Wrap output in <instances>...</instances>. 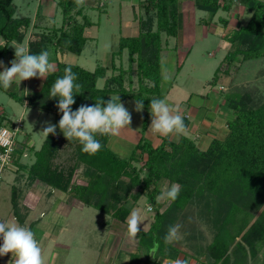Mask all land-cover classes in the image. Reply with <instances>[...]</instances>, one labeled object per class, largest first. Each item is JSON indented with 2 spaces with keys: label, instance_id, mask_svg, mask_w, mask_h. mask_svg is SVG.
<instances>
[{
  "label": "trees",
  "instance_id": "obj_1",
  "mask_svg": "<svg viewBox=\"0 0 264 264\" xmlns=\"http://www.w3.org/2000/svg\"><path fill=\"white\" fill-rule=\"evenodd\" d=\"M13 1L0 0V39L3 42L0 59L11 58L14 54L11 44H22L26 32L36 28L39 30L37 40L29 41L27 49L31 54L49 51L55 56V70L30 94L19 97L9 92L8 95L58 119L62 117L57 107L58 98H50V90L57 79L63 78L65 68L71 67L77 76L75 82L82 85L81 93L74 94L73 111L81 105L92 106L99 98L105 103L116 96L119 102L143 100L142 130L145 132L150 124L147 116L151 113V100L163 97V51L170 49L169 38L179 41L181 12L186 1H190L194 10L209 14L211 19L219 11L230 12L236 5L240 10L236 14L237 21L249 16L244 24L223 36L228 48L210 85L215 86L219 78L230 77L232 71L238 70L239 63L264 58V2L261 0L141 1L134 16L136 35L120 38L111 55L110 69L98 66L94 71L60 60L69 53L80 55L85 48L89 38L84 32L93 26L85 4L77 6L76 0H56L63 23L58 28H49L29 17H14ZM99 6L100 1L95 0L89 8ZM38 16L37 9L35 21L43 22ZM220 21L227 26V19L220 18ZM125 51L127 68L116 67L114 59H121ZM108 70L116 74L106 77ZM100 79L103 86L98 88ZM228 92L225 102L232 115L227 123L228 132L223 139H212L204 150H199L187 137H181L178 142L160 138V143L154 146L142 136L132 156L124 159L110 150L108 143L112 135L96 134L101 149L90 155L82 151L77 139H62L56 133L45 137L30 166L19 164L15 152L13 165L17 164L16 173L26 172L27 185L41 182L49 192L67 193L81 205L92 207L120 223L126 222L132 208L144 198L155 214L150 229L140 231L135 238L139 244L133 254L136 260L129 264H150L149 252L155 245L158 247L152 264H162L159 259L176 261L182 252L166 238L170 227L184 219L194 206L198 215L214 229L211 241L204 246L191 238L198 245L196 251L200 253L195 257L203 261L200 264L264 263V82L236 86ZM4 122V117L0 118V128L7 126ZM77 172L79 179L75 178ZM164 183H167L166 189L173 184L180 186L175 201L157 200ZM20 196V189L13 185L11 203L18 221L22 219L18 215Z\"/></svg>",
  "mask_w": 264,
  "mask_h": 264
},
{
  "label": "rangeland",
  "instance_id": "obj_2",
  "mask_svg": "<svg viewBox=\"0 0 264 264\" xmlns=\"http://www.w3.org/2000/svg\"><path fill=\"white\" fill-rule=\"evenodd\" d=\"M99 1V7L89 8L95 4V0H85V6L88 9L87 16L93 23V26L84 32L85 36L89 39L82 53L80 55L69 53L62 59L60 58L65 63L77 65L87 71H94L98 66L110 69L111 55L117 49L120 38L135 36L137 33V22H135L134 16L135 13H138L137 6L139 2L144 0ZM261 1L264 2V0ZM189 2L186 1L182 7L180 38L177 37L179 41L169 38L170 43L168 47L170 49L163 51L161 61V74L163 78L161 93L162 99L174 111H178L179 113L186 112L191 119L198 123L197 119L200 116L203 117L202 114L204 112L203 109L200 110V113L192 110V108L197 110L195 106L202 105L211 108L215 106L219 110H226V106L223 107L222 104L218 103L221 100L225 101L226 94L229 93L228 90H233L236 86L244 84L264 82V58L239 63L238 70L232 71L229 75L230 77L219 78L215 86L210 85L209 82L223 60L228 48V43L224 41L223 36L231 29H237L239 25L244 24L249 16H245L241 21H237L236 14L238 11L240 13V10L236 5L230 12L219 11L211 19L209 14L194 10L192 4ZM13 6L14 17L16 18L29 17L36 24L45 25L49 28H58L63 23L56 0H14ZM37 9L40 15L38 17L42 18L43 21L41 23L35 21ZM220 18L228 20L227 26H224ZM38 32L39 30L36 28L31 29L26 32L22 44L15 45L13 43L10 46L14 50V54L11 58L0 59V64L3 65V67H0V72L4 71L5 68L11 67L9 65L16 59L15 49L19 47L27 49L29 41L37 40ZM2 43L0 39V45ZM54 59L55 56L52 54L50 62L53 65ZM114 64L116 67L121 65L123 68H127V52L123 53L121 59L116 57ZM111 74H116V72L108 70L106 77ZM42 80L43 78H40L39 81L29 79L21 81L19 85L13 83L12 87L7 90L3 89V87L0 88V118L4 117V123L7 124L6 128L9 130H12L15 125H21L15 137V156L17 162L23 166H30L34 162L35 151L41 148L45 140L46 135L43 131L47 123L57 125V135L62 139L64 137L58 127L60 119L55 115L42 112L38 108L27 107L8 95L9 92H14L17 96L23 97L25 96V90L30 94L35 88H38V84ZM102 86L103 80L100 79L97 82V87L101 88ZM220 86L223 87L222 89L220 88L221 90H219ZM120 103L124 105L131 115L130 129L122 130L119 135H112L108 146L113 153L126 159L132 156L134 147L142 136L150 141V137L148 136L150 132L149 130L145 132L142 130L145 112L143 110L136 111L135 100L125 99ZM212 115L215 116L214 114ZM212 115L208 116L209 119H213ZM147 117L149 124L153 119L152 114L149 113ZM10 124H13V126H10ZM218 124H221L222 130L225 132L228 130L224 125V121L219 120ZM223 133V131L219 130L215 135L222 138ZM161 138L165 137L162 136ZM143 159H145V156H143ZM139 165L136 164V166ZM16 168L12 164V168L5 169L0 176V220H5L8 224H12L11 215H13L11 203L12 186L18 187L22 194L27 190V174L26 172L16 173ZM78 174L77 172L76 179H79ZM76 182L80 183V181ZM36 187L47 189L40 182H36ZM166 188L167 183H164L161 189L165 191ZM30 189L34 190L33 187H30ZM20 197L18 215L22 217V222L19 221L20 223H18L20 226L22 225L33 231L37 239H40L41 231L31 225V219L38 216V219L40 218L42 222L46 218L49 219L53 211H63L64 215L62 216L65 219L64 222L66 221V228L76 235L72 248L58 246V251L60 252L57 251V255L61 253L63 258H66L67 264H109V257L113 258L112 260L115 264L134 262L136 258L133 254H135L139 244L135 239H131L128 234L127 222L130 214L134 210L141 212L144 222L140 225V231L144 232L150 229L155 214L153 211H147V208L151 206L142 198L132 208L126 222L120 223L113 220L109 215L100 213L92 207L81 205L73 198L68 200L70 196L67 194L61 195V197L58 195L56 198L52 197L47 204L44 203V200H40L36 204V209L27 217L25 216L26 211L23 207L25 202L22 200V195ZM64 198L65 200H63ZM163 201L161 200L160 202ZM42 211L45 212V216L47 215L46 218L39 217ZM56 219L58 220L60 217ZM56 222L54 223L55 226L58 225ZM177 225H180L178 231L179 238L173 239L171 243L181 248V252L184 249L185 254L192 257L193 260L191 258L186 259L187 264H197L194 256L195 254L199 255L200 252L196 251L198 245L191 238L199 241V244L204 246L212 239L214 234L213 227L198 215L197 206H194L190 213L180 220ZM57 227L55 231H57ZM188 244L194 250H191ZM158 262H162L161 259ZM237 264L244 263L241 261ZM247 264H253V262L248 261Z\"/></svg>",
  "mask_w": 264,
  "mask_h": 264
},
{
  "label": "clouds",
  "instance_id": "obj_3",
  "mask_svg": "<svg viewBox=\"0 0 264 264\" xmlns=\"http://www.w3.org/2000/svg\"><path fill=\"white\" fill-rule=\"evenodd\" d=\"M77 6H83L85 0H76ZM16 59L11 62V67L0 72V87L7 90L13 83L20 84L21 81L31 78H47L54 65L50 62V52L44 50L39 54H31L24 47L15 49ZM0 67H3L0 64ZM63 78L56 80L50 90V98H58V110L62 113L58 127L64 137L69 140L75 138L82 145V151L94 155L101 149L100 142L95 138L100 135H119L124 129H130L131 115L129 111L119 102V96L110 98L106 103L99 98L94 105H81L75 111L71 106L75 103L74 94H80L82 85L76 83L77 76L72 72L71 67L65 68ZM28 95V91H24ZM143 109V100L136 101V111ZM28 112V110H27ZM151 130L165 138L184 134L187 129L183 117L164 99L151 100ZM47 123V122H46ZM57 125L47 123L44 128L46 137L49 134H56ZM180 186L173 184L170 188L162 191L157 197L158 201H175L179 195ZM151 207L147 211H151ZM144 219L139 210L131 212L127 222L129 237L135 239L140 232V225ZM180 225L170 227L169 235L166 238L169 242L178 239ZM0 256H15V264H45L42 249L35 239V234L27 227L19 224H8L0 222ZM158 247V245L156 246ZM156 248L153 249L155 252Z\"/></svg>",
  "mask_w": 264,
  "mask_h": 264
},
{
  "label": "crops",
  "instance_id": "obj_4",
  "mask_svg": "<svg viewBox=\"0 0 264 264\" xmlns=\"http://www.w3.org/2000/svg\"><path fill=\"white\" fill-rule=\"evenodd\" d=\"M11 45H13V43ZM15 45H18V44H15ZM11 50H13V49L11 48ZM9 66H11V65H9ZM31 79H33L35 81H39L40 78H31ZM162 80H163V78L161 79V82H162ZM220 88H223V87L220 86L219 90H221ZM218 104H222L223 107L226 106V102L223 100H221ZM195 107L197 108V110L195 108H192V110H194L195 112L200 113L201 109H203V112H204L202 114L203 117L200 116V118L197 119L198 123L195 122V120L191 119V117H189V115L186 112H182L183 114L180 112L179 114L182 115L183 120L185 119L184 124L186 126L187 131L184 134H180L178 136V138L176 135H173L171 138H168V139L172 142H178L181 137H187V138H190L194 142L195 146L199 150H204L207 148V146L209 145V143L212 139H223L226 136L228 130H226V132L224 130H222V128L220 126L221 124H218V121L219 120L224 121V125L226 126V129H227V123H228V121H230L232 119V115L228 109L219 110V108L215 107V106H212V108H211V107H204L202 105H199V106L197 105ZM212 114H214L215 116H213ZM196 115H197V113H196ZM211 115L213 116V119H209L208 116H211ZM185 116H187V117H185ZM150 124H149V127L147 129L150 132V134L148 136L150 137V141L152 142V144L154 146H157L160 143V138L162 136H160L158 134H154L150 128V126H151ZM219 130H221V132L222 131L224 132L222 138L217 137L215 135V133L218 132ZM14 166L17 167L16 164H14ZM12 181H14V180H12ZM41 184H43V183H41ZM30 187H33L34 190H31ZM26 188H27V190L25 191V193L24 194L21 193V195L23 197L22 200L25 202L24 203L25 205L23 204V207L25 208V211H26L25 216H27V217L30 215V213L32 211H34L36 209V204L40 200H44V203L47 204L49 202V200H51L52 197L56 198L57 195L60 197H61V195H67V193L63 194V192H60L57 190H53V191L49 192V189L47 186H46L47 189H42L41 187L38 188V187H36V182H34L31 185H27ZM41 196H42V199H41ZM65 198L63 200H65ZM70 199L71 198L69 197L68 200H70ZM18 205H19V202H18ZM19 208H20V206H19ZM62 215H64L63 211L55 210V211H53V213H51V216L48 219V218H46L47 215L45 216V212L42 211L40 213L39 217L46 218L45 221H42L43 224L40 221L41 219L40 218L38 219V216H35L33 219H31L32 220L31 225L35 226L34 227L35 229H38L41 231L40 232V234H41L40 239H37L36 237H35V239L39 242V245L42 249V255L44 257L45 264H67L66 258H63L61 253H59L57 255V251L59 249L58 246L63 247V248H67V247L72 248L73 247L72 244H73V241H74V238L76 235L66 228V225H65L66 221L64 222L65 219ZM11 217H12V223H16V224L20 223L14 214L11 215ZM57 217H60V219L57 220L56 219ZM0 222L6 223V221L2 220V219L0 220ZM55 222L58 224V225H56V226H58L57 231H55L56 230V226L54 224ZM34 223H35V225H34ZM80 241H79V243H80ZM0 244H2V238H0ZM175 247L178 248L179 250H181V248H179L178 246H175ZM182 250H183V252H182L183 255L181 254L180 255L181 257L179 256L176 261L163 260L161 263L162 264H180V263L181 264H187L186 259L187 258L192 259V257H190L188 254L185 255L187 257H185V262L182 263L181 261H182L184 254H185L184 249H182ZM58 252H60V251H58ZM54 253L56 254L55 256H54ZM112 259L113 258L109 257V259H108L109 264H115V262H113ZM195 262H197V264H200L202 261L201 262L198 261L197 258L195 257ZM0 264H15V256L11 255V253L4 255V256H0Z\"/></svg>",
  "mask_w": 264,
  "mask_h": 264
},
{
  "label": "built area",
  "instance_id": "obj_5",
  "mask_svg": "<svg viewBox=\"0 0 264 264\" xmlns=\"http://www.w3.org/2000/svg\"><path fill=\"white\" fill-rule=\"evenodd\" d=\"M20 128V124L15 125L12 130L6 127L0 128V176L5 169L12 168V155L16 146L15 137L17 130Z\"/></svg>",
  "mask_w": 264,
  "mask_h": 264
},
{
  "label": "water",
  "instance_id": "obj_6",
  "mask_svg": "<svg viewBox=\"0 0 264 264\" xmlns=\"http://www.w3.org/2000/svg\"><path fill=\"white\" fill-rule=\"evenodd\" d=\"M156 246L157 245H155L153 247V249L156 248L155 252H153V249H151L150 252H149V261H150V264H152L154 262V255H155V253L157 251V247Z\"/></svg>",
  "mask_w": 264,
  "mask_h": 264
}]
</instances>
